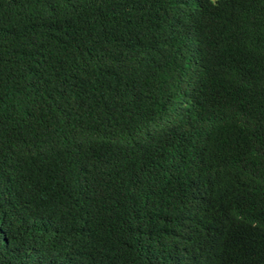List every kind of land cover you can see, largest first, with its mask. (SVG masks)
I'll use <instances>...</instances> for the list:
<instances>
[{"label": "trees", "instance_id": "obj_1", "mask_svg": "<svg viewBox=\"0 0 264 264\" xmlns=\"http://www.w3.org/2000/svg\"><path fill=\"white\" fill-rule=\"evenodd\" d=\"M0 264H264V0H0Z\"/></svg>", "mask_w": 264, "mask_h": 264}]
</instances>
